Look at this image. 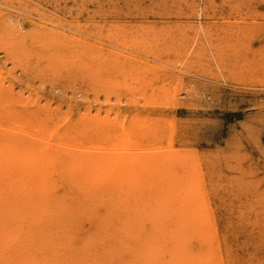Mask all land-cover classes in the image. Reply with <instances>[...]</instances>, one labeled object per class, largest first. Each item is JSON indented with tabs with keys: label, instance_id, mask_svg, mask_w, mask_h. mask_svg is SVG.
<instances>
[{
	"label": "rangeland",
	"instance_id": "374dc122",
	"mask_svg": "<svg viewBox=\"0 0 264 264\" xmlns=\"http://www.w3.org/2000/svg\"><path fill=\"white\" fill-rule=\"evenodd\" d=\"M54 35L91 48V76L39 68L34 49L15 53V38L35 47ZM0 83L42 106L87 103L96 119L133 130L129 150L162 176L116 192V219L133 221L132 235L158 208V219L176 218L180 184L190 264H264V0H0ZM149 128L166 134L152 144ZM91 224L83 218L75 235L90 236ZM107 226L85 257L118 244L103 264L132 263V235Z\"/></svg>",
	"mask_w": 264,
	"mask_h": 264
},
{
	"label": "bare ground",
	"instance_id": "6f19581e",
	"mask_svg": "<svg viewBox=\"0 0 264 264\" xmlns=\"http://www.w3.org/2000/svg\"><path fill=\"white\" fill-rule=\"evenodd\" d=\"M54 37L35 47L22 44L19 38L12 44L16 54L34 49V63L39 68L43 62L53 63L57 71L91 76V48L65 36ZM63 109L39 105L33 97L20 99L0 83V264H103L104 258L120 247L95 245V252L86 258L85 252L93 251L86 247L88 238L106 231L112 222L121 233H128L125 235H132L130 227L136 225L127 218L116 219V192L124 191L128 180L133 186L137 180L162 176L152 157L138 154L136 148V153L129 150L132 147L127 137L133 130L127 125L96 119L87 103L69 102ZM163 132L166 134L164 128H149V142L154 144V138L164 136ZM125 147L129 151H124ZM170 155L163 160L167 162ZM165 179L170 181L168 176ZM177 186L178 194L172 198L179 203L174 207L176 218L158 219V208L149 216L153 218L141 220L137 224H141L140 231L134 229L137 236L127 237L136 244V255L129 264H162L166 258L163 264H190L187 197H183L187 191L183 194L182 185ZM159 196L155 192L148 199L152 210ZM83 218L92 222L90 236L75 235ZM142 228L147 233L140 234ZM160 228V238H150V233L154 235ZM161 251H165L164 256H158Z\"/></svg>",
	"mask_w": 264,
	"mask_h": 264
}]
</instances>
